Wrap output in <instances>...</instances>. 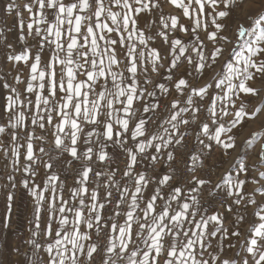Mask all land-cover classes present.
<instances>
[{
	"label": "snow or ice",
	"instance_id": "snow-or-ice-1",
	"mask_svg": "<svg viewBox=\"0 0 264 264\" xmlns=\"http://www.w3.org/2000/svg\"><path fill=\"white\" fill-rule=\"evenodd\" d=\"M172 6L179 15L162 11ZM22 7L27 20L15 0L4 8L15 14L22 48L0 30L5 66L14 70L13 83L0 77L8 90L0 152L11 169L0 199L5 229L17 200L31 201L27 264H264V147L240 158L241 148L264 144V131L237 140L264 113V88L256 87L264 83V7L246 10L245 0ZM233 152L217 180L198 174V165L208 168L215 156L223 166ZM250 205L259 223L242 245L247 257L223 256L242 235L235 228Z\"/></svg>",
	"mask_w": 264,
	"mask_h": 264
},
{
	"label": "crops",
	"instance_id": "crops-1",
	"mask_svg": "<svg viewBox=\"0 0 264 264\" xmlns=\"http://www.w3.org/2000/svg\"><path fill=\"white\" fill-rule=\"evenodd\" d=\"M27 0H24L22 2V5L19 7V10L24 13V17L27 20L28 14L22 7L24 3H26ZM162 11H165V14L167 15L168 12L174 13L179 15L182 10L176 9L174 6L168 8L167 10L162 9ZM15 14H12L11 16L5 15L3 22L2 16L0 15V30H3L8 38V41L13 43L15 46L16 50L19 51L22 48V45H20L17 42V35H18V29L16 26V20L14 19ZM155 20L156 17H153ZM184 23L187 25L190 23L187 17L183 18ZM26 31V29H25ZM176 35H180V33H177ZM187 39V37H185ZM157 46H159V41L154 42ZM4 53L5 49L0 43V77H5L9 83H13L12 81V75L14 74L13 72H9V68L11 67L10 65L5 66L4 63ZM23 78L26 79L27 77V72L25 71L22 74ZM24 88L23 84H20L18 86V90L22 91ZM8 90L4 88H0V123L3 122V120H6L7 117L4 116L3 114V104H4V97L7 95ZM159 97V93H158ZM151 99V98H150ZM163 99L167 100L169 99L168 97H163ZM244 132H240V135L237 137L238 142L246 139L247 137V131L246 129H243ZM243 133V134H241ZM5 141L7 138H4ZM23 140V135H21V141ZM243 148L240 149V152L242 151ZM219 153L217 152L218 156ZM236 156V153H232V157H227L226 162L223 164V166L219 164H209L208 163V169H202L197 166L198 174L204 175L207 174L208 171H211L213 173V180H217L220 178L221 174L225 172L226 168L228 167L227 161L231 160L233 157ZM22 162V161H21ZM209 162V161H208ZM5 159L3 156V153L0 152V187H2L4 184L7 183V173L11 171L10 168H5ZM15 175L17 181L20 180L21 173L15 172L13 173ZM25 178H27L28 174L24 173L23 174ZM43 178V173H41L40 179ZM6 209L3 203V200L0 199V261H4L5 264H27V259L29 256L32 255L33 249L31 246L26 245V240L29 236L28 232V220L32 218V208H31V201L27 197L23 201H20L19 199L16 202V206L13 209V215L11 219V227L8 229H5L3 227V216L5 213ZM243 215L246 216V221L243 223L242 226L239 224L236 226L235 230L240 231L242 235L239 237H231V243L235 245V248L228 249L226 246V250L224 253H222L223 256H228L231 257L233 256L236 252L239 251V249L242 247V241L249 237L251 233L249 232V228L252 226L254 221L252 220L251 213L247 210V212H242ZM234 219V217H232ZM255 225V224H254ZM38 242L43 243V240L41 237L36 238ZM245 243V242H244ZM19 247L21 249V253H23L26 249L27 255H20L18 254L15 249ZM43 254L41 253V256ZM247 253L244 257H247ZM237 259H240V257H237Z\"/></svg>",
	"mask_w": 264,
	"mask_h": 264
},
{
	"label": "rangeland",
	"instance_id": "rangeland-1",
	"mask_svg": "<svg viewBox=\"0 0 264 264\" xmlns=\"http://www.w3.org/2000/svg\"><path fill=\"white\" fill-rule=\"evenodd\" d=\"M23 1L24 0H15V3L17 6L20 7L22 5ZM8 2H9V0H0V15L2 16V20H1L2 22H3L5 15H6L4 12V8ZM245 3H246V10H251L253 12L259 10L260 7H264V0H245ZM240 16H241V18H243L244 13H240ZM256 87L257 88H264V83H257ZM243 129H246V131H247V134H246L247 137L246 138L250 137L252 132L264 131V113H261V115L259 117H257L255 120L250 121L247 124V126ZM243 129L241 130V132H244ZM241 134H243V133H241ZM259 147H264V144L261 143L260 139H257V141L253 145L245 147L242 149L240 158L241 159H248V160L254 159V155H253V157L249 158V157L245 156V153L246 152H253L256 148H259ZM216 155H217V153H216ZM248 211L251 213L252 220L254 221L252 226L254 224L259 223L258 217H256L254 214L255 211H258L256 206L250 205L248 208ZM245 241H246V239H244L242 241V244H244ZM238 252L240 253V258L244 257L246 255V252L244 251L243 247H241Z\"/></svg>",
	"mask_w": 264,
	"mask_h": 264
},
{
	"label": "built area",
	"instance_id": "built-area-1",
	"mask_svg": "<svg viewBox=\"0 0 264 264\" xmlns=\"http://www.w3.org/2000/svg\"><path fill=\"white\" fill-rule=\"evenodd\" d=\"M189 139H190L192 144H195V141H192L191 137H189ZM214 160H215V156L211 160H209L208 163L211 165V164L214 163ZM121 167H123V165H121ZM206 169H208V168H206ZM214 210H215V205H212V206L209 207V211H214Z\"/></svg>",
	"mask_w": 264,
	"mask_h": 264
},
{
	"label": "trees",
	"instance_id": "trees-1",
	"mask_svg": "<svg viewBox=\"0 0 264 264\" xmlns=\"http://www.w3.org/2000/svg\"><path fill=\"white\" fill-rule=\"evenodd\" d=\"M242 152V151H241Z\"/></svg>",
	"mask_w": 264,
	"mask_h": 264
}]
</instances>
